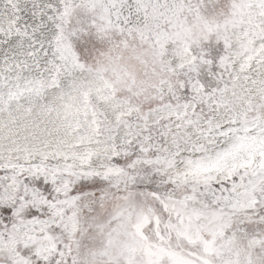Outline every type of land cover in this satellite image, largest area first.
<instances>
[{
    "label": "snow or ice",
    "instance_id": "obj_1",
    "mask_svg": "<svg viewBox=\"0 0 264 264\" xmlns=\"http://www.w3.org/2000/svg\"><path fill=\"white\" fill-rule=\"evenodd\" d=\"M0 264H264V0H0Z\"/></svg>",
    "mask_w": 264,
    "mask_h": 264
}]
</instances>
